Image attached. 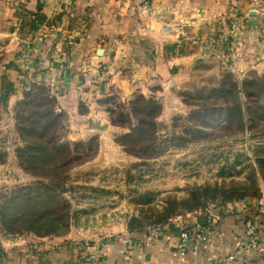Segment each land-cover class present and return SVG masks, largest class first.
<instances>
[{
    "label": "rangeland",
    "instance_id": "rangeland-1",
    "mask_svg": "<svg viewBox=\"0 0 264 264\" xmlns=\"http://www.w3.org/2000/svg\"><path fill=\"white\" fill-rule=\"evenodd\" d=\"M232 26L231 36L238 23ZM227 38L208 45L230 66L219 84L167 103L157 94L123 96L100 75L73 114L47 85L11 105L1 93L0 204L20 190L50 186L51 197L35 201L60 223L8 234L0 222V264L9 238L73 234L79 244L93 245L121 230L146 233L190 216L257 206L264 198V69H240L236 42ZM249 81L258 86L237 95L239 117L230 115L233 98L211 94Z\"/></svg>",
    "mask_w": 264,
    "mask_h": 264
},
{
    "label": "crops",
    "instance_id": "crops-1",
    "mask_svg": "<svg viewBox=\"0 0 264 264\" xmlns=\"http://www.w3.org/2000/svg\"><path fill=\"white\" fill-rule=\"evenodd\" d=\"M116 7L111 0H0V94L8 105L47 85L73 114L99 75L123 96L157 94L163 103L208 92L230 71L226 56L208 45L227 36L238 47L233 60L240 69H264V0H136L114 17ZM233 23L238 31L231 36ZM253 211L264 228L263 198L215 213L211 243L183 254L180 233L196 217L163 226L157 239L127 230L84 246L73 234L9 238L2 241L3 264H223ZM233 264H264V242Z\"/></svg>",
    "mask_w": 264,
    "mask_h": 264
},
{
    "label": "trees",
    "instance_id": "trees-1",
    "mask_svg": "<svg viewBox=\"0 0 264 264\" xmlns=\"http://www.w3.org/2000/svg\"><path fill=\"white\" fill-rule=\"evenodd\" d=\"M225 85V87H223ZM218 91H212L211 94H221L228 95L231 98H233V103L231 105V108L236 110L235 112L231 113L230 115H238V117L241 115V105H239L237 100V95L241 91L242 93L246 94V88H252L257 87L258 84L256 82H245L242 84V89L237 90V87L234 83L231 82V84H224ZM245 88V90H244ZM248 93V92H247ZM249 93L247 94V96ZM236 96V99H235ZM224 97V96H223ZM225 105L228 106L229 101H224ZM258 111L262 112V108H259ZM257 111V112H258ZM32 150V149H31ZM262 167L264 168V159L261 161ZM50 186H39L38 188H28L26 193H22L24 190L18 191L14 195H10V197L3 200L2 204H0V222L2 223L5 231L8 234H15L19 230H24L25 228L32 227L33 229L35 227L42 226L43 223H47L51 227L56 228L60 222L56 223L55 219L56 217L52 214H47L44 212V208L46 207H37L38 203L35 201V199L41 197V196H50L51 197V189ZM33 191L37 192V196L31 197V193ZM28 198V199H27ZM12 211V212H11ZM33 211H40L41 214L38 216H33ZM29 212V213H27ZM64 213L62 215V219L64 218ZM67 227V226H66ZM61 230L56 229L55 232L58 233Z\"/></svg>",
    "mask_w": 264,
    "mask_h": 264
},
{
    "label": "built area",
    "instance_id": "built-area-1",
    "mask_svg": "<svg viewBox=\"0 0 264 264\" xmlns=\"http://www.w3.org/2000/svg\"><path fill=\"white\" fill-rule=\"evenodd\" d=\"M117 7L113 12L114 17H119L120 10L124 6H130L135 3L136 0H111ZM140 9L143 12L149 10V3L143 1L140 4ZM259 211H253L247 218H245L242 225V234L238 239L236 248L231 255L223 262V264H233L236 257L241 254H247L254 251H261L262 244L264 242V228L260 224L258 219ZM214 216L197 217L193 226H184L180 233V244L178 245V251L183 254L188 247H204L211 243L212 228L210 227V221ZM146 235L149 238L157 239L162 235V228H150L146 231Z\"/></svg>",
    "mask_w": 264,
    "mask_h": 264
}]
</instances>
